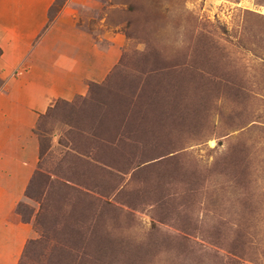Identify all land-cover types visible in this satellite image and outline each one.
Returning <instances> with one entry per match:
<instances>
[{"label":"rangeland","instance_id":"obj_1","mask_svg":"<svg viewBox=\"0 0 264 264\" xmlns=\"http://www.w3.org/2000/svg\"><path fill=\"white\" fill-rule=\"evenodd\" d=\"M68 2L107 61L45 95L20 264H264V0H56L46 27Z\"/></svg>","mask_w":264,"mask_h":264},{"label":"crops","instance_id":"obj_2","mask_svg":"<svg viewBox=\"0 0 264 264\" xmlns=\"http://www.w3.org/2000/svg\"><path fill=\"white\" fill-rule=\"evenodd\" d=\"M53 1L0 0V79L19 62L28 69L0 88V264H18L26 242L36 236L16 207L30 177L37 144L32 128L48 105L46 93L72 95L79 85L73 70L90 65L87 75L101 76L107 61L97 59L87 35L75 26L69 2L46 27Z\"/></svg>","mask_w":264,"mask_h":264},{"label":"trees","instance_id":"obj_3","mask_svg":"<svg viewBox=\"0 0 264 264\" xmlns=\"http://www.w3.org/2000/svg\"><path fill=\"white\" fill-rule=\"evenodd\" d=\"M54 1H56V0H54ZM54 1H53V3H54ZM53 3L51 4V6L49 7V9H48V20L50 21L51 20V12H50V9H51V7H52V5H53ZM62 7V6H61ZM61 9V8H60ZM60 9H59V11H60ZM0 53H1V51H0ZM25 248V247H24ZM24 252V251H23ZM22 257V256H21ZM21 259V258H20ZM20 261V260H19ZM18 261V264H20V262Z\"/></svg>","mask_w":264,"mask_h":264}]
</instances>
